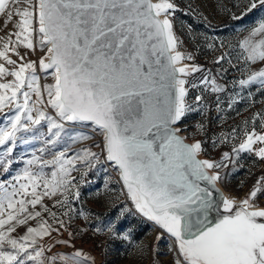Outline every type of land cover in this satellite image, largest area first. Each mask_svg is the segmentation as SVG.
I'll use <instances>...</instances> for the list:
<instances>
[{
	"label": "snow or ice",
	"instance_id": "1",
	"mask_svg": "<svg viewBox=\"0 0 264 264\" xmlns=\"http://www.w3.org/2000/svg\"><path fill=\"white\" fill-rule=\"evenodd\" d=\"M257 8L264 0H246L241 16L233 18ZM177 10L174 0H0L4 25L15 29L0 37V112L8 109L0 122V168L7 173V154L18 141L28 143L20 134L39 138L37 126L47 128L39 152L51 155L33 154L21 161L11 183L0 181V264H95L61 237L80 195L72 173L97 164L119 172L131 204L98 233L128 240L130 233L119 225L129 213L139 214L173 240L174 264H264V174L243 197L225 198L216 188L218 170L234 157L252 153L264 160V133L255 130L264 114H255L252 130L245 127L242 136L233 129L213 141L224 146L240 139L219 162L200 158L201 140L185 142L186 129L178 125L202 103L200 95L187 102L189 87H196L189 77L201 68L182 64L194 57L177 50ZM246 31L239 43L244 65L260 67L238 84L264 88V18ZM48 77L53 83H39ZM201 83L213 93L223 91L215 80ZM92 136L100 138L94 144L99 152L71 151L74 141ZM61 244L70 250L54 251Z\"/></svg>",
	"mask_w": 264,
	"mask_h": 264
},
{
	"label": "rangeland",
	"instance_id": "2",
	"mask_svg": "<svg viewBox=\"0 0 264 264\" xmlns=\"http://www.w3.org/2000/svg\"><path fill=\"white\" fill-rule=\"evenodd\" d=\"M174 3L178 6L173 19L174 33L178 40L177 50L194 57L192 60L185 59L182 63L194 64L201 68L200 72L193 75L199 84L198 91L189 92L187 102L194 104L195 96H202V103L195 105L194 110L178 126L186 129L183 133L188 139L203 142L205 157L219 162L222 153L230 152L234 145L238 146L240 139L237 137L230 140L224 146H220L219 143L213 146V141H218L226 135L230 136L233 129H239L242 136L245 127L248 131L252 130L254 115L264 114V88L259 82L243 89L238 84L242 75L248 73L251 68L258 70L260 67L259 64L244 65V52L240 49L239 43L247 34L246 30L256 26L261 18H264V8L254 9L242 18L234 19V15L241 16L246 0H174ZM8 7H12L11 3ZM6 19V14L0 13V37L5 39L9 32L15 30L11 23L4 25ZM15 19L14 17V22ZM46 50V48L44 52L37 50L29 59L44 55ZM221 56L224 60L216 63L217 58ZM205 78L209 82L215 80L223 91L209 92L210 86L201 83ZM39 83L50 84L53 80L51 77L46 80L42 78ZM7 111L6 108L4 112H0V122L5 119L4 113ZM262 125L264 120L257 119L255 122L257 133H264ZM37 128L39 138L31 133L20 134L28 143L22 144L18 141L14 152L7 154L12 163L7 173L0 168L2 169L0 181L4 179L11 183L12 177L23 169L21 161L31 158L33 154L51 159L47 152H39L42 147H46L43 143V137L47 134L46 125ZM81 131L91 134V129L88 128ZM79 135L78 132L77 136ZM99 142L100 138L96 136L79 139L71 144V151L91 148V151L99 152V149L94 147V144ZM62 146L63 143L57 145L56 150ZM4 152L5 146H0V160L5 159ZM234 161L227 168L218 170L221 174L219 183L231 197H242L249 191L254 181L264 174V166L260 165V158L252 153H241L239 157H234ZM72 175L77 177L76 184L80 195L79 199L72 201V220L68 231L73 235L69 237L68 231H64L62 239L70 240L75 249H80L85 256L94 258L95 264H174L175 255L171 251L173 240L167 233L160 234L162 230L139 214L129 213L119 225L122 232L130 233L128 240L111 239L106 234L96 231L98 228L103 229L110 221L116 220L121 206L127 204L131 207L130 201L126 200V189L120 181L118 171L108 164H97L92 169L81 167ZM44 202L52 207L51 200L45 199ZM80 212H83L87 219L80 216ZM22 232L23 229L20 230V233ZM158 235L163 237L159 241L156 239ZM69 250L63 244L54 249L59 252ZM99 251H102V255L98 259Z\"/></svg>",
	"mask_w": 264,
	"mask_h": 264
},
{
	"label": "water",
	"instance_id": "3",
	"mask_svg": "<svg viewBox=\"0 0 264 264\" xmlns=\"http://www.w3.org/2000/svg\"><path fill=\"white\" fill-rule=\"evenodd\" d=\"M153 2H156V0H153ZM47 51V50H46ZM182 64H184V63H182ZM181 136L182 137H184L185 138V142H187V143H190V142H193L192 140H190V139H188L187 137H186V135L182 132L181 133ZM200 158L201 159H208L207 157H205L203 154L200 156ZM118 175H119V172H118ZM120 178V177H119ZM120 181L122 182V184H123V181L120 179ZM216 188L219 190V193H220V195L221 196H223V197H225V198H233V197H231L230 195H228V193L223 189V187L220 185V183L219 182H217V184H216ZM244 196V195H243ZM242 196V197H243ZM146 221H148L146 218H144ZM149 222H151V221H149ZM152 224H154L153 222H151ZM157 227V226H156ZM160 234H162V232L160 231Z\"/></svg>",
	"mask_w": 264,
	"mask_h": 264
},
{
	"label": "built area",
	"instance_id": "4",
	"mask_svg": "<svg viewBox=\"0 0 264 264\" xmlns=\"http://www.w3.org/2000/svg\"><path fill=\"white\" fill-rule=\"evenodd\" d=\"M189 79L190 80H192L194 83H196V87H189V92H193L194 90H196V91H198V86H199V84L196 82V78L195 77H189ZM188 92V93H189ZM209 92H210V90H209ZM214 112H216V111H214ZM186 135V134H185ZM187 137V136H186ZM188 138V137H187ZM260 165L261 166H264V160H261L260 159ZM2 169H0V171H1ZM1 173V172H0ZM1 181H4V179H1ZM101 252L102 251H99V254H98V259L100 258V256H101Z\"/></svg>",
	"mask_w": 264,
	"mask_h": 264
},
{
	"label": "bare ground",
	"instance_id": "5",
	"mask_svg": "<svg viewBox=\"0 0 264 264\" xmlns=\"http://www.w3.org/2000/svg\"><path fill=\"white\" fill-rule=\"evenodd\" d=\"M101 255H102V252H101Z\"/></svg>",
	"mask_w": 264,
	"mask_h": 264
},
{
	"label": "crops",
	"instance_id": "6",
	"mask_svg": "<svg viewBox=\"0 0 264 264\" xmlns=\"http://www.w3.org/2000/svg\"><path fill=\"white\" fill-rule=\"evenodd\" d=\"M249 154V153H248ZM259 160V159H258Z\"/></svg>",
	"mask_w": 264,
	"mask_h": 264
}]
</instances>
